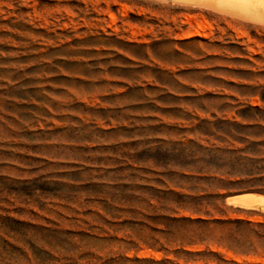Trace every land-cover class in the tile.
Returning <instances> with one entry per match:
<instances>
[{"label": "rangeland", "instance_id": "374dc122", "mask_svg": "<svg viewBox=\"0 0 264 264\" xmlns=\"http://www.w3.org/2000/svg\"><path fill=\"white\" fill-rule=\"evenodd\" d=\"M193 2L0 0V264H264V11Z\"/></svg>", "mask_w": 264, "mask_h": 264}, {"label": "bare ground", "instance_id": "6f19581e", "mask_svg": "<svg viewBox=\"0 0 264 264\" xmlns=\"http://www.w3.org/2000/svg\"><path fill=\"white\" fill-rule=\"evenodd\" d=\"M192 1L196 3H202V4H208V5L211 4L212 7L219 6L220 8L222 7L223 9L227 11L229 10L230 12H235V13H250V14L253 13L254 14V13H259L260 11L261 12L264 11V0H188V2H191V3ZM249 206L250 205H248V207Z\"/></svg>", "mask_w": 264, "mask_h": 264}]
</instances>
